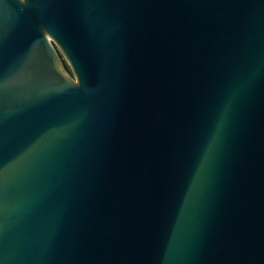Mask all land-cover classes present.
<instances>
[{
  "label": "water",
  "instance_id": "obj_1",
  "mask_svg": "<svg viewBox=\"0 0 264 264\" xmlns=\"http://www.w3.org/2000/svg\"><path fill=\"white\" fill-rule=\"evenodd\" d=\"M0 264H264V0H0Z\"/></svg>",
  "mask_w": 264,
  "mask_h": 264
},
{
  "label": "rangeland",
  "instance_id": "obj_2",
  "mask_svg": "<svg viewBox=\"0 0 264 264\" xmlns=\"http://www.w3.org/2000/svg\"><path fill=\"white\" fill-rule=\"evenodd\" d=\"M61 57H62V59H63V61H64L65 65L67 66V68H68V71H69V72H70V74L72 75V71H71V68H70V66H69L68 62L66 61V59L63 57V55H62V54H61Z\"/></svg>",
  "mask_w": 264,
  "mask_h": 264
}]
</instances>
